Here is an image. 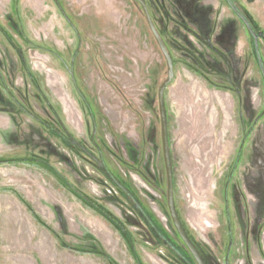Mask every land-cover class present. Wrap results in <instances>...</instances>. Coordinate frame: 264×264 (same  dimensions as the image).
I'll use <instances>...</instances> for the list:
<instances>
[{"label": "rangeland", "instance_id": "obj_1", "mask_svg": "<svg viewBox=\"0 0 264 264\" xmlns=\"http://www.w3.org/2000/svg\"><path fill=\"white\" fill-rule=\"evenodd\" d=\"M58 1L0 0V264H197L169 212L168 68L143 9L59 1L80 36ZM147 1L174 61L163 105L179 223L203 264H264L255 40L226 0ZM233 1L264 64V0Z\"/></svg>", "mask_w": 264, "mask_h": 264}, {"label": "water", "instance_id": "obj_2", "mask_svg": "<svg viewBox=\"0 0 264 264\" xmlns=\"http://www.w3.org/2000/svg\"><path fill=\"white\" fill-rule=\"evenodd\" d=\"M143 7L144 9V13L148 22V25L150 27V30L166 60L167 63V67H168V74H167V78L166 80L161 84L159 91H158V103H159V112H160V119H161V136H162V147H163V157H164V162H165V168H166V175H167V202H168V207H169V212L171 215V218L173 220V225L175 226L178 234L180 235V237L182 238V240L184 241V243L186 244V246L188 247L189 251L191 252V254L193 255L195 261L197 262V264H203V261L201 259V257L199 256L198 252L196 251V249L193 247V245L190 243V241L188 240V238H186L187 236L185 235V232L183 231L179 220L177 218L176 215V211H175V206H174V185H173V173L172 171V167H171V161H170V155H169V145H168V132H167V124H166V117H165V111H164V106L163 105V97H164V91L166 89V87L172 82L173 78H174V64H173V60L172 57L167 49V47L165 46L157 28L156 25L149 13L147 4L145 2V0H137ZM229 5L231 6L232 10H234L236 12V14L238 15V17L245 23V26L247 27V29L249 30V32L251 33V35L253 36L254 40H255V45H256V49H257V54H258V59H259V63L261 66V70L264 76V65L261 62L262 59L260 57V53H259V46H258V38L260 37L259 34H257L255 32V30L253 29L252 25L250 24V22L248 21V19L242 14V12L236 7V5L234 4V2L232 0H227Z\"/></svg>", "mask_w": 264, "mask_h": 264}, {"label": "trees", "instance_id": "obj_3", "mask_svg": "<svg viewBox=\"0 0 264 264\" xmlns=\"http://www.w3.org/2000/svg\"><path fill=\"white\" fill-rule=\"evenodd\" d=\"M59 1H63L64 2V0H59ZM57 2V3H59V6H60V8L62 9V5L60 4V2ZM136 2H137V4H139L140 6H141V8L143 9V7H142V5L137 1V0H135ZM233 1V0H232ZM62 2V3H63ZM145 2H146V4H147V6H148V9H149V4H148V1L147 0H145ZM226 2L228 3V1L226 0ZM234 2V1H233ZM64 4V3H63ZM235 4V3H234ZM228 5H229V3H228ZM236 5V4H235ZM230 6V5H229ZM231 7V6H230ZM237 7V6H236ZM238 8V7H237ZM239 9V8H238ZM63 10V9H62ZM231 10H232V8H231ZM240 10V9H239ZM234 11V10H233ZM241 11V10H240ZM63 12L65 13V11L63 10ZM143 12H144V10H143ZM150 12V11H149ZM235 12V11H234ZM242 12V11H241ZM236 13V12H235ZM242 14H243V12H242ZM65 15H66V17H68L69 18V21H70V23L74 26V28L76 29V31L79 33V35L80 36H82L81 35V32L75 27V19L74 18H72L71 16H69V15H67L66 13H65ZM144 15H145V13H144ZM151 15V14H150ZM244 15V14H243ZM245 16V15H244ZM151 17H152V15H151ZM246 17V16H245ZM145 18H146V16H145ZM247 18V17H246ZM152 19H153V17H152ZM248 19V18H247ZM241 20V19H240ZM146 21H147V19H146ZM154 21V20H153ZM242 21V20H241ZM249 21V20H248ZM243 22V21H242ZM250 22V21H249ZM154 23H155V21H154ZM243 24H244V26H245V23L243 22ZM251 24V23H250ZM147 25H148V22H147ZM156 25V24H155ZM246 27V26H245ZM253 27V26H252ZM148 28H149V33L151 34V36L153 37V34H152V32H151V30H150V27H149V25H148ZM156 28H157V26H156ZM247 28V27H246ZM254 29V28H253ZM157 30H158V32H159V29L157 28ZM255 30V29H254ZM249 31V30H248ZM256 32V31H255ZM159 34H160V36H161V38L163 39V36H162V34L159 32ZM81 38V37H80ZM153 40H154V43L158 46V44H157V42H156V40L154 39V37H153ZM164 40V39H163ZM158 48H159V46H158ZM160 49V48H159ZM255 50H256V56H257V62H258V67H259V69H260V72H261V74H262V76H263V73H262V70H261V66H260V63H259V59H258V54H257V49H256V45H255ZM259 53H260V51H259ZM260 57H261V55H260ZM262 59V58H261ZM77 60V59H76ZM173 60V59H172ZM262 62V61H261ZM263 63V62H262ZM173 64H174V61H173ZM264 65V64H263ZM168 68V67H167ZM263 79H264V76H263ZM168 87V86H167ZM166 90V89H165ZM86 100V99H85ZM165 108V107H164ZM90 111H91V115H92V119H93V123H94V126H95V132H97L98 133V124H97V120H96V116H95V113H94V110L92 109L91 110V108H90ZM252 130L253 129H251L250 131H249V133L246 135V136H248L251 132H252ZM168 132V131H167ZM95 136V135H94ZM95 145L98 147V149H99V151H100V155H101V158H102V160H103V163H104V165H107L106 164V161H105V155H104V151H103V148L102 149H100V147L98 146V143L96 144L95 143ZM168 145H169V141H168ZM169 147V146H168ZM40 166H42L41 164H39ZM43 168H46V167H44V166H42ZM172 167V166H171ZM49 172H51L48 168H46ZM173 173V172H172ZM112 178L116 181V183L117 184H119L120 186H121V184H120V182L116 179V177L114 176V175H112ZM121 188H122V186H121ZM122 189H124V188H122ZM226 203H227V205H228V200H227V198H226ZM174 206H175V204H174ZM138 207L140 208V210H141V206L139 205V203H138ZM227 214H228V223H229V226H230V238H231V240H232V235H231V220H230V213H229V209H228V207H227ZM175 211H176V209H175ZM177 215V214H176ZM150 222V221H149ZM150 224H152V225H154V223H150ZM155 226V225H154ZM160 236L162 237L161 239H163L165 242H166V244L171 248V249H173L177 254H179L180 255V252H179V250L175 247V245L174 244H172L171 243V241L169 240V238H166L165 236H163V235H161L160 234ZM228 257H229V254H228V256H227V259H228Z\"/></svg>", "mask_w": 264, "mask_h": 264}, {"label": "flooded vegetation", "instance_id": "obj_4", "mask_svg": "<svg viewBox=\"0 0 264 264\" xmlns=\"http://www.w3.org/2000/svg\"><path fill=\"white\" fill-rule=\"evenodd\" d=\"M148 7V6H147ZM144 10V9H143ZM149 10V9H148ZM150 13V12H149ZM154 37V36H153ZM155 39V38H154ZM163 40V39H162ZM163 42H164V44H165V46L167 47V44H166V42H165V40H163ZM167 49H168V47H167ZM165 92V91H164Z\"/></svg>", "mask_w": 264, "mask_h": 264}]
</instances>
